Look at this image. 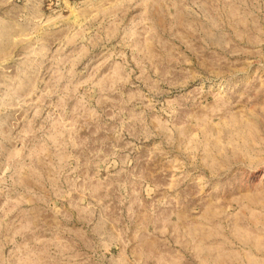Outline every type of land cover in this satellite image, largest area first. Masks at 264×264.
Segmentation results:
<instances>
[{
  "label": "rangeland",
  "instance_id": "1",
  "mask_svg": "<svg viewBox=\"0 0 264 264\" xmlns=\"http://www.w3.org/2000/svg\"><path fill=\"white\" fill-rule=\"evenodd\" d=\"M0 264H264V0H0Z\"/></svg>",
  "mask_w": 264,
  "mask_h": 264
}]
</instances>
